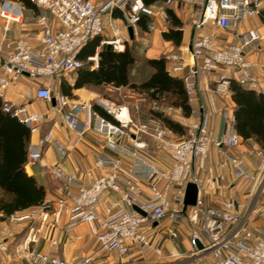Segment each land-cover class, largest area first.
<instances>
[{
	"label": "built area",
	"instance_id": "obj_1",
	"mask_svg": "<svg viewBox=\"0 0 264 264\" xmlns=\"http://www.w3.org/2000/svg\"><path fill=\"white\" fill-rule=\"evenodd\" d=\"M29 1L47 9L61 28L52 29L46 22V17L41 15L37 18V22L41 24L40 33H20L15 39L8 40L6 32L10 29V24L22 21L21 6L11 0L0 1V18L3 21L1 40L4 45V51L0 53V99L2 110L16 117L33 132L44 120V113L29 110L25 103L11 101L6 96L9 87L14 86L22 77H28L38 83L33 92L34 97L50 101L53 97L50 80L82 65L77 54L89 38L102 33L103 13L119 9L121 19L127 26L137 25L141 15L165 21V7L172 0L157 1L152 5H146L140 0H100L99 3L92 0ZM196 1L200 11L193 23L195 34L189 45L176 53L165 55L166 60L171 62L169 72L179 75L183 82L188 104L196 98L200 78L217 67L232 68L236 73L235 80L243 88L264 95V77L260 78L256 71L257 67L264 66V62L251 61L245 55L247 47L261 39L258 29H247L239 35L238 42L222 46H218L214 37L203 30L207 26L224 30L236 27L258 13L262 0ZM147 29H155L153 21H149ZM102 42L109 44L116 52L124 49V41L116 35ZM229 83V78L222 77L218 86L225 92ZM97 103L110 114L113 121L99 116L90 104L75 103L63 94L57 97L62 122L78 134L90 128L105 134L108 149L128 155L131 160L129 174L124 175L120 171V154H99L94 167L106 166L109 168L108 172L92 177L89 185H84L74 175L68 177L65 193L56 200L52 213L55 222L65 214L75 225L96 222L99 228L96 235L99 248L125 255L131 243L137 244L140 250L151 246L148 230L154 227V222L165 216L184 217L188 223L186 249L163 253L162 249L154 248L157 255L169 261L185 260L177 264H264V151H257L262 162L254 174L250 173L237 155L221 152L222 160L218 167L228 166L233 176L249 182L252 194L260 198L243 210L229 211L207 203L204 190L210 179L196 176L189 178L185 173L186 168L194 161L207 157L209 145L218 149L226 145L232 149L241 143L240 136L233 130L234 118L228 111H222L227 130L219 137H214L202 120L181 118V122L188 127V136L173 140L172 130L157 117L136 122L125 105L102 99H97ZM167 109L179 112L182 110L181 107L172 106ZM82 110L85 111L83 122L78 118ZM127 129H132V137ZM141 134L150 135L169 150L172 157L170 166L159 167L139 153V149L145 147L140 140ZM120 135H128L130 146L116 144L115 137ZM51 140L55 142L59 152L63 153L61 144L48 131L36 143L28 146V159H39L43 145ZM86 174L92 176L91 169ZM219 178L223 179V175L219 174ZM189 181L196 183L197 197L195 204L187 206L183 211L184 190ZM71 183L76 185L73 190L69 188ZM221 187L226 185L222 183ZM105 192L117 193V198L111 200L105 208V215L100 217L97 205ZM134 205L145 212V215L135 210ZM50 208L48 202H42L32 211L10 214L7 221L12 224L35 219L46 221ZM6 230V226L1 228V232ZM177 235L175 229L170 230L172 241ZM55 244V241L51 242V245ZM7 247L6 240L0 234V252L6 251ZM27 256L31 264H73L72 261L36 249H30ZM90 259L85 258L82 264Z\"/></svg>",
	"mask_w": 264,
	"mask_h": 264
},
{
	"label": "crops",
	"instance_id": "obj_2",
	"mask_svg": "<svg viewBox=\"0 0 264 264\" xmlns=\"http://www.w3.org/2000/svg\"><path fill=\"white\" fill-rule=\"evenodd\" d=\"M11 1L21 6L22 21L10 24V29L6 32L8 40L15 39L20 33H40L41 24L37 22V18L41 15L46 17V22L52 29L61 28L60 23L47 9L38 7L34 3L26 4L19 0ZM92 1L99 3L100 0ZM140 1L143 2V0ZM166 8L172 9L180 22L179 26L174 27L181 31L179 44H175L172 39H166L163 36V32H167L170 26L167 16L165 21H162L158 17L150 18V21H153L155 25L154 30H148L146 27L138 24L132 26L133 38L131 39L127 31V25L121 19V11L113 9L110 12L102 14L103 31L99 35L98 43L95 45L93 53L86 56V59H80L84 63V67L89 70L98 67L99 51L103 47L107 51L106 44L102 41L111 39L115 35L121 37L124 41V49L126 45L132 46L136 54L152 59L169 53H176L180 48L189 45L195 34L193 23L200 11L199 4L196 0H172L166 5ZM2 22L0 18V53L4 51V45L1 40L3 35ZM250 28L258 29L262 37L256 43L247 47L245 55L251 61L264 62V0L261 1V7L256 15L240 22L234 28L224 30L207 26L203 30L214 37L215 43L218 46H222L238 42L239 35ZM108 51L113 50L110 48ZM170 65L171 62L166 60L165 68L168 74L180 78L179 75L169 72ZM256 71L260 78L264 77V66L257 67ZM133 73L134 69L131 74ZM76 75V71H71L62 73L50 80V87L55 98L54 103L51 100L36 99L33 92L38 83L31 81L28 77H22L14 86L6 90V96L11 101L25 103L29 110L44 113V120L39 124L37 130L30 131L28 146L36 143L39 137L50 131L53 139H56L61 144L64 151L60 153L55 142L51 140L43 145L39 159L30 161L27 153L24 169L39 184L43 185L45 190L43 202H48L51 208L46 221L35 219L16 224L9 223L7 221L8 216L2 217L0 213V234L8 245L6 251L0 252V264H31L27 256L30 249H36L42 253L72 261L73 264H82V261L87 257L91 259L84 264H177L184 262L185 260L169 261L153 251L154 248L162 249L163 253L180 251L181 248H184L182 251L186 249L188 223L184 217L172 218L165 216L156 222L151 230H148V234L151 237V246L149 248L143 247L140 250L137 244L131 243L125 255H119L116 251L106 252L99 248L96 239L99 228L96 222L75 225L66 214L62 215L57 222L53 220L52 213L56 207V200L64 195L68 177L74 175L81 183L89 185L92 177L108 172L109 168L106 166L101 168L94 167L95 159L99 154L109 156L120 154V171L124 175L129 174L128 169L131 163L128 155L106 147L105 134L93 128L84 130L81 134H78L62 122L57 107V97L59 94H63L60 92V82L62 79H65L72 85ZM222 77L235 80L236 73L232 68L217 67L200 78L196 98L190 105L188 104V114H186L185 109L181 106L164 101L148 100L146 92L135 91L126 86L115 87L107 83L83 85L72 89V96L63 95L75 103L90 104L99 116L113 121L110 114L97 103V99L116 104L111 98V92H116V90L123 91V102L119 104L127 106L129 114L134 121L144 122L150 117L156 118L157 116H154L151 111H159L162 115L168 116L179 123L183 128V132L180 133L171 129V138L173 140L188 136V127L181 122V118L188 120L200 119L211 130L214 137H219L227 130L225 125L226 120L222 115V111H228L234 118L235 109V102L231 98L229 88L225 92H222L221 87L218 86ZM94 104L104 110L108 114V117L99 113ZM168 106L174 108L181 107L182 110L181 112L176 110L170 111L167 109ZM78 118L81 122L85 120L84 110L79 112ZM159 119L161 120V118ZM233 130L236 132L234 123ZM127 133H129L130 137L133 136L132 129H127ZM240 138L241 143L232 149L226 145H223L221 149L216 148L214 145H209L207 157L194 161L185 171L189 178L196 176L201 179H210L209 185L204 190L205 201L229 211L243 210L260 199L255 194H252L249 182L243 178H235L228 166L223 168L218 167L219 162L222 160L221 152L223 151L237 155L242 159L250 173L254 174L257 171L262 162V158L257 154V151H264V149L251 137L244 139L240 136ZM140 140L145 145L144 148L139 149V153L143 157L159 167L166 168L170 166L172 157L166 147L157 143L147 134H141ZM115 142L117 145L130 146L128 135L115 137ZM89 169H91L92 176L86 174V171ZM219 174L223 175V179L219 178ZM222 183L226 187H221ZM69 188L73 190L76 188V185L71 183L69 184ZM115 198H117V193L114 192H105L100 197L97 205V212L100 217L105 215V208ZM37 206H31L13 213H26L32 211ZM3 226L7 227L5 232H1ZM171 229H175L178 234L174 241L169 236ZM52 241H55L56 244L51 245Z\"/></svg>",
	"mask_w": 264,
	"mask_h": 264
},
{
	"label": "trees",
	"instance_id": "obj_3",
	"mask_svg": "<svg viewBox=\"0 0 264 264\" xmlns=\"http://www.w3.org/2000/svg\"><path fill=\"white\" fill-rule=\"evenodd\" d=\"M30 3L29 0H19ZM157 0H143L149 5ZM170 22L166 39L179 44L181 31L175 29L180 22L170 8H166ZM150 17L141 15L138 25L147 28ZM100 35V34H99ZM99 35L89 38L82 46L77 58L86 59L94 51ZM165 55L152 59L136 54L132 46L126 45L124 51H99L98 67L89 70L82 65L72 71L77 75L72 85L65 79L60 82V92L72 96L71 90L87 84H112L115 87L126 86L135 91L146 92L148 100L164 101L181 106L188 114L187 96L180 78L168 74L165 68ZM134 69V73L132 70ZM71 72V71H70ZM229 90L235 102L234 128L242 138H253L264 149V95L254 90L243 88L236 80L230 79ZM99 113L108 114L94 104ZM154 116L176 132H183L182 126L159 111H151ZM30 128L16 117L2 110L0 99V213L2 217L43 202L45 190L43 185L29 175L24 164L28 153Z\"/></svg>",
	"mask_w": 264,
	"mask_h": 264
},
{
	"label": "water",
	"instance_id": "obj_4",
	"mask_svg": "<svg viewBox=\"0 0 264 264\" xmlns=\"http://www.w3.org/2000/svg\"><path fill=\"white\" fill-rule=\"evenodd\" d=\"M127 31L129 34V37L132 39L133 38V27L131 25L127 26ZM111 46L109 44H106V50H110ZM51 101L54 103L55 98L52 97ZM197 185L193 181H189L185 185V190H184V196H183V211H185L186 207L189 205L195 204L196 197H197ZM135 210L140 212L141 214L145 215V212L141 211L137 206H133ZM156 224V222H154ZM200 246V245H199Z\"/></svg>",
	"mask_w": 264,
	"mask_h": 264
},
{
	"label": "rangeland",
	"instance_id": "obj_5",
	"mask_svg": "<svg viewBox=\"0 0 264 264\" xmlns=\"http://www.w3.org/2000/svg\"><path fill=\"white\" fill-rule=\"evenodd\" d=\"M123 93H124L123 91H118V90H116V92H111V98L114 100L116 104L123 102V98H122ZM183 249L184 248H181L180 251H182Z\"/></svg>",
	"mask_w": 264,
	"mask_h": 264
}]
</instances>
